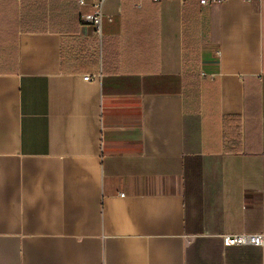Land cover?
<instances>
[{
	"label": "crops",
	"instance_id": "0c3cea01",
	"mask_svg": "<svg viewBox=\"0 0 264 264\" xmlns=\"http://www.w3.org/2000/svg\"><path fill=\"white\" fill-rule=\"evenodd\" d=\"M90 12L0 0V264H264V0Z\"/></svg>",
	"mask_w": 264,
	"mask_h": 264
},
{
	"label": "built area",
	"instance_id": "2783aa9c",
	"mask_svg": "<svg viewBox=\"0 0 264 264\" xmlns=\"http://www.w3.org/2000/svg\"><path fill=\"white\" fill-rule=\"evenodd\" d=\"M156 3L161 2V0H153ZM228 0H199L200 6H210V5H219L224 4ZM245 3L261 2L262 0H242ZM84 3V0H82ZM107 0H89V6L91 12L81 16V21L85 25H90L94 29V33L98 38H102V25L104 19V6ZM98 78V77H97ZM93 78L90 76L85 78V81H91ZM263 238L258 237H245V236H235L227 240V243L231 246L252 244V245H261Z\"/></svg>",
	"mask_w": 264,
	"mask_h": 264
}]
</instances>
